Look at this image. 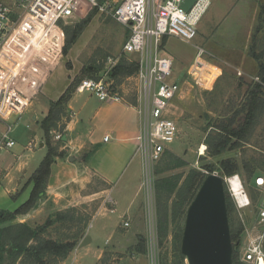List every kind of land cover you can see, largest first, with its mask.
Instances as JSON below:
<instances>
[{
	"label": "rangeland",
	"instance_id": "1",
	"mask_svg": "<svg viewBox=\"0 0 264 264\" xmlns=\"http://www.w3.org/2000/svg\"><path fill=\"white\" fill-rule=\"evenodd\" d=\"M89 14H92L90 20L67 53L63 54L65 27L74 26ZM129 32L128 27L117 22L108 11H102L98 7L94 9L90 3H82L69 21H58L52 26L41 46L33 52V56L25 59L24 70L20 73L16 84L22 89L23 93H20L28 98L30 106L20 116L12 133L17 142L16 145L9 152H1V156L7 154V161L3 165L13 160L12 153H21L27 163L22 174L16 173L18 179L15 181L14 186L17 188L14 193L7 192L6 182L0 181V213L13 211L27 199L31 190L29 178L46 153V147L39 146L42 139L40 121L48 111L49 102L52 101L50 99L59 98L61 93L59 96L57 94L63 88L66 89L67 82L69 85L73 78H77L78 82L83 78H91L89 76L91 74L83 73L86 66L94 67L96 72L94 71L93 75L99 76V79L103 78L114 91L119 92L124 103L134 105L139 103L137 102L139 86L135 78L139 70V65L136 63L137 55L124 53L122 48ZM8 51H12L10 53L13 59L14 57L22 59L25 56L21 49H16V46ZM160 53L172 60L173 79H179L182 82L187 80L181 85V97L174 100L170 108L179 133L176 140L170 143L169 150L182 157L188 165L163 171L161 168H164V163L169 160L167 153H163L160 160L153 164L151 178L146 180V184L143 181L142 172L140 173V191L136 195L138 202L136 209L132 212L110 213L108 209L113 204L109 200L114 199L110 192L94 194L89 198L91 200H80L73 206L68 204L67 208H63L62 211L76 208L75 215L82 217L83 220L69 228L65 224L55 223L49 227L46 236L57 238L58 235L68 234L69 231L75 233L80 227L84 228L85 236L94 234L95 229L99 231V237H94L92 244L103 247L100 259L95 262L94 251L89 250L87 254H83L81 249L80 254L86 256L82 257V263L79 264H172L174 225L169 222L166 235L161 236L156 188L158 177L190 167L200 169L207 175L212 172L200 167L204 162L217 164L219 158L234 157L240 163L242 157L247 159L260 156L257 151L245 145V147L239 146L226 151L220 157H209L204 139L207 130L210 131L212 127L207 130L203 128L209 121L210 125L214 123V120L229 117L246 100L254 83L259 81L253 54L264 58V0H210L209 8L198 23L195 39L187 42L175 36L164 37L160 44ZM197 56L198 60L206 65L202 67V73L210 74L206 86L198 87L192 80L194 75V78L197 77L193 66ZM75 92L74 90L73 93ZM86 95L91 96L90 104L99 101L94 95H90V92L85 91L83 95L77 96L78 104L83 103ZM78 109L79 105H76V110ZM77 118L81 119L83 116L77 115ZM62 121L63 119L57 126H60ZM263 127L264 112L253 130L250 138L252 142L256 140L259 133H264ZM56 131L59 132V129L57 128ZM96 133L99 132L96 131ZM32 139H35L37 145L31 150L23 149V146ZM103 144L104 148L112 146L109 143ZM203 145L206 150L203 154H199V149L201 152L204 149ZM96 146L97 149L88 155V159L100 148L98 143ZM137 159L129 163L128 171L135 166L139 167V159ZM1 170L0 167V177L3 176ZM261 170L250 177L243 169L235 173L239 176L249 198L250 203L247 206L238 207L228 185L225 184L231 203L230 217L232 222L234 221L232 230L237 231V237L232 241H240L239 247L235 249L238 260L242 262L244 261L241 249L248 239L262 235L260 242L262 246L264 243V222L260 221L257 213L260 200L264 196V184H256L257 177L264 178V172ZM225 176L229 177L228 175L222 177ZM25 184L27 185L24 187ZM103 186L105 184L100 180L93 179L84 191L96 189L100 191ZM113 206L115 207V204ZM35 211L30 210L32 216L26 220V223L31 226L44 223L48 216L59 210L42 208L38 213ZM124 221H128L129 226H124ZM89 224L92 226L88 229ZM89 242L82 246L86 247ZM79 259L77 257V261ZM184 264H188L186 259Z\"/></svg>",
	"mask_w": 264,
	"mask_h": 264
},
{
	"label": "built area",
	"instance_id": "2",
	"mask_svg": "<svg viewBox=\"0 0 264 264\" xmlns=\"http://www.w3.org/2000/svg\"><path fill=\"white\" fill-rule=\"evenodd\" d=\"M81 1H86L100 10L108 11L117 22L129 29V36L123 44V52L136 54L139 70L136 73L139 99L135 106L140 117V127L135 137L136 152L141 158L143 181L150 180L153 164L169 150L170 143L178 137L177 122L171 115V105L181 93L184 82L173 79L172 60L160 53L164 37L175 36L192 41L197 36V26L210 6V0H195L188 10L182 8L184 0H0V157L16 145L12 136L18 119L29 105L28 98L16 88V80L24 70V61L31 58L58 21H69ZM21 49L24 58L14 59L8 49ZM10 47V48H8ZM14 52V51H13ZM197 75L193 82L199 87L209 82L210 74H203L206 66L197 58L193 62ZM188 73V72H187ZM206 82V83H205ZM76 90L88 91L100 101L124 102L122 95L114 91L103 78H83ZM141 97V99H140ZM141 102V103H140ZM108 136H105L106 140ZM55 141L62 139V133H53ZM37 145L35 139L27 142L24 149ZM199 149V154H203ZM1 163V158H0ZM216 173L217 172H212ZM264 177V176H263ZM235 178L240 183V196L235 198L238 207L249 205L250 201L237 174L224 177L226 184ZM257 185L264 184V178H256ZM116 204L114 199H110ZM112 205L109 212L114 213ZM258 217L264 222V196L258 207ZM124 226H129L124 221ZM92 226L89 224L88 229ZM262 235L250 238L242 247V260L247 264H264V249L260 242Z\"/></svg>",
	"mask_w": 264,
	"mask_h": 264
},
{
	"label": "trees",
	"instance_id": "3",
	"mask_svg": "<svg viewBox=\"0 0 264 264\" xmlns=\"http://www.w3.org/2000/svg\"><path fill=\"white\" fill-rule=\"evenodd\" d=\"M82 3L88 2L81 1L80 6ZM96 8L94 6V9ZM91 16L92 14H89L88 17L81 19L72 27H65V43L62 47L63 54H66L69 47L76 41ZM253 56L256 59L259 81L254 83L253 87L249 90L246 100L229 117L214 120V123L210 125L209 121L203 130L212 127L210 131L207 130L204 139L209 157H220L226 151L239 146L245 147V145L257 151L260 156L258 158L249 157L247 159L242 157L240 163L234 157H225L219 158L217 164L207 161L200 165L204 170L209 172L217 171L221 176L238 173L240 169H243L248 177L259 172L261 169L264 172V133H259V136H256L255 139L257 141L254 140L252 142L250 140L260 115L264 112V58L255 53ZM136 63H138V58L136 59ZM94 71V67L86 66L83 73L87 72V74H91L89 75L91 78L99 79V76L93 75ZM78 83V79L73 78L61 96L49 102L48 111L40 121L46 153L29 178L31 190L27 199L13 211H2L0 213L2 224L0 226V264H59L60 261L69 256L85 236L84 228L81 227L75 233L69 231L68 234L58 235L57 238L46 236L49 227L55 223L65 224L69 228L71 225L74 226L79 221H82V217L79 218L75 215L77 212L76 208H69L66 211L59 210L48 216L44 223L36 226H31L26 222L13 221L17 215L26 214L36 207L39 199L45 195L46 185L51 172V164L57 158L63 159L67 155L65 149H60L62 141L53 140V132L57 128L59 132H62L64 129L65 125L63 122H61L60 126L57 125L66 116L67 102ZM16 88L19 92L23 93L17 84ZM262 131L264 132V127ZM96 149V145L92 146L90 150L83 154V159L85 161L88 160V155ZM164 153H167V159L169 160L164 163V168H161V170L165 171L173 169L176 166L183 167L188 165L182 157L173 154L170 150H166ZM200 159L203 160L204 157H200ZM205 176L206 173H203L200 169L190 167L176 173H168L167 175L158 177L156 180L158 218L162 230L161 236L164 237L166 235L169 222L174 225L172 237L174 259L172 264H184V259H186L180 251L185 213L187 206ZM225 193L230 235L231 239L234 240L237 237V231L232 230L234 221L232 222L230 217L231 203L226 186ZM239 226H241L240 223ZM232 258V264H247L238 260L236 249L233 250Z\"/></svg>",
	"mask_w": 264,
	"mask_h": 264
},
{
	"label": "crops",
	"instance_id": "4",
	"mask_svg": "<svg viewBox=\"0 0 264 264\" xmlns=\"http://www.w3.org/2000/svg\"><path fill=\"white\" fill-rule=\"evenodd\" d=\"M67 86L68 82L65 87ZM63 89L65 90V88ZM63 89L59 91L57 96L63 93ZM75 91L67 102L66 118L64 117L65 119L63 118L62 121L65 127L61 132L62 144H60V149H65L67 155L63 159L57 158L51 164L45 195L39 199L36 207L32 210H38L35 211L37 213L42 208L62 210L67 208L68 204L73 206L77 201L91 200L89 198L94 194L110 192L116 203V211L120 213L122 211L132 212L136 209L138 202L136 195L140 191V173L142 171L141 158L136 152L135 137L140 127V117L136 108L134 104L124 102L99 100L100 102L94 101L90 104L91 96L89 95H86L82 104H78L77 96L83 95L85 91L76 89ZM180 97L181 94L176 99ZM55 99L51 98L50 100ZM76 105H79L78 110H76ZM77 115H82L83 118L78 119ZM105 136H108L106 140L104 139ZM102 142L112 144V146L104 148ZM97 143L100 148L93 154L94 156L88 159L89 161H85L83 154ZM39 146L46 147L43 139H41ZM11 156L13 160L6 165L3 164L7 161V154L1 156L0 167L3 176L0 177V181L6 182V191L12 194L17 188L14 186L18 179L16 173L22 174L27 162L24 161L21 153H12ZM73 156L76 158L70 160V157ZM136 158L139 159H137L139 167L136 168L135 166L128 171L127 166ZM93 179L100 180L105 186L100 191L97 189L89 192L84 191ZM41 205H43L42 208H40ZM29 214L30 212L17 215L15 222H27L29 216H32ZM98 235L99 231L95 229L94 234H89V244L86 247L76 246L60 264H69L70 259V264H73L72 262L74 264L82 263V257L86 256L83 254H87L89 250L95 252V262L98 261L103 247H99V244H92L94 237H99ZM81 249H83V254H80ZM77 257L80 258L79 261H77Z\"/></svg>",
	"mask_w": 264,
	"mask_h": 264
},
{
	"label": "water",
	"instance_id": "5",
	"mask_svg": "<svg viewBox=\"0 0 264 264\" xmlns=\"http://www.w3.org/2000/svg\"><path fill=\"white\" fill-rule=\"evenodd\" d=\"M194 1L184 0L182 8L188 10ZM225 184L224 177L207 174L187 206L180 251L188 264L233 263V250L239 247L240 241L231 239ZM83 238L81 246L90 240L89 235Z\"/></svg>",
	"mask_w": 264,
	"mask_h": 264
},
{
	"label": "bare ground",
	"instance_id": "6",
	"mask_svg": "<svg viewBox=\"0 0 264 264\" xmlns=\"http://www.w3.org/2000/svg\"><path fill=\"white\" fill-rule=\"evenodd\" d=\"M204 146V145H203ZM228 187L230 191H233V194H235L238 198L242 199V197L240 196V183L237 179L232 178L231 182L228 181Z\"/></svg>",
	"mask_w": 264,
	"mask_h": 264
},
{
	"label": "clouds",
	"instance_id": "7",
	"mask_svg": "<svg viewBox=\"0 0 264 264\" xmlns=\"http://www.w3.org/2000/svg\"><path fill=\"white\" fill-rule=\"evenodd\" d=\"M226 183V182H225Z\"/></svg>",
	"mask_w": 264,
	"mask_h": 264
}]
</instances>
